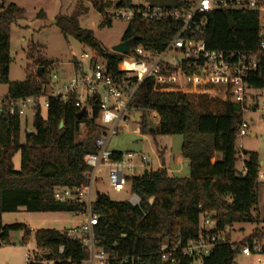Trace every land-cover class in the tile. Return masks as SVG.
Instances as JSON below:
<instances>
[{
	"label": "trees",
	"instance_id": "1",
	"mask_svg": "<svg viewBox=\"0 0 264 264\" xmlns=\"http://www.w3.org/2000/svg\"><path fill=\"white\" fill-rule=\"evenodd\" d=\"M100 14L115 4L113 0H88ZM120 4L131 6L130 0ZM165 6H182L178 0H167ZM23 8L14 3L0 7V84L7 85L6 96L16 99L44 95L50 80L53 60L43 56V46L29 43L26 50L25 78L9 81L11 57L10 26L22 16ZM79 13L60 16L57 26L63 35L71 34L88 48L94 57L105 60L108 70L114 71L120 54L105 50L93 32L82 29ZM204 23L186 34L203 40L208 49L240 50L255 53L256 69L245 78L250 89H264V52L257 53L259 27L256 14L235 8H218L205 15ZM110 21H101L109 25ZM181 21H143L127 23L121 40L136 36L137 44L151 50H161L180 29ZM72 63L77 67V60ZM42 70L38 75V68ZM152 78L145 79L129 103L138 113L140 131L149 132L152 117L158 116L157 129L152 134L182 136L181 156L188 161L189 176L170 175L164 167L148 170L146 175L127 177V190L140 197L138 206L128 201H114L106 194H97L92 211L97 215L94 233L100 246L113 253L110 264H120L119 258L140 257L138 264H165L160 248L182 246L200 231L202 215L211 217L210 232L223 230L235 223L259 221L257 211L258 171L260 160L255 151H246L243 159L245 172L236 169L243 153L237 147L242 117L234 109L227 95L214 88L195 94L161 92ZM91 117L81 116L71 101L48 96L45 117L39 106L34 107L32 131L20 139V117L0 114V245L9 243L14 231H22V242L30 235V228L19 222L3 224L2 214L24 208L29 212L67 211L76 207L58 202L53 197L55 188L80 184L87 170L83 156L95 152L94 136L76 140L80 123L97 126L94 119L97 105L93 100ZM256 109V104L253 110ZM60 123L62 126L59 127ZM20 153L19 169L13 156ZM116 155L120 152L114 151ZM153 201L149 204L148 199ZM264 237V227L252 230L240 241ZM37 249L42 253L28 264L45 260L53 264H84L88 253L78 241L68 239L64 230L38 228L33 231ZM62 251H59V247ZM238 244L219 243L211 253L195 260L175 255L180 264H236Z\"/></svg>",
	"mask_w": 264,
	"mask_h": 264
},
{
	"label": "built area",
	"instance_id": "2",
	"mask_svg": "<svg viewBox=\"0 0 264 264\" xmlns=\"http://www.w3.org/2000/svg\"><path fill=\"white\" fill-rule=\"evenodd\" d=\"M115 4L105 8L101 13L102 20H120L127 23L139 19L143 21H181L180 29L165 44L161 50H151L137 40L130 46L127 54H120L122 58L116 63L114 71L108 70L103 59L94 57L89 50L83 51L82 60L86 62L84 70H80L81 62L69 79L58 78L57 73L50 72L48 86L53 88L49 96L63 101H71L82 112L83 116L91 117L92 104L97 105L94 119L103 132L94 137L95 152L86 153L83 162L87 170L83 173V181L72 187L55 188L53 197L56 201L76 207L72 213L82 219L76 226L65 229L68 239L82 244L88 258L84 264H110L115 258L113 253L105 251L97 240L94 227L97 215L92 211L91 192L95 173L98 166L108 168V184L116 192L127 190V177L135 175L138 169L147 164L145 157H138L136 153L127 152L116 155L108 150L110 137L117 132L121 120L128 121L129 117H138V113L130 109L132 100L140 84L147 78H152L159 85L161 92H179L195 94L209 88H214L226 94L228 99L239 106L238 111H244L252 104L250 92L245 78L258 65L257 56L252 52L240 50L208 49L203 40L186 36L204 23L205 14L218 8H235L253 12L257 16L259 27V42L257 53L264 52V0H178L182 6H165L161 4H136L124 6L120 0H113ZM113 52V51H111ZM116 53V52H114ZM42 96V95H41ZM48 97V96H47ZM47 97L44 106H47ZM38 97L10 98L6 95L0 98V114L23 117L25 110L31 104H36ZM264 113V108L262 109ZM152 119L157 122L158 116ZM85 122L80 123L79 127ZM111 125V128H106ZM248 125L242 121L239 126V136L246 134ZM138 133L139 128L136 127ZM144 171V170H143ZM245 172V168H242ZM143 173V172H142ZM258 179L264 178L259 170ZM129 193L128 202L138 206L140 197ZM153 198L148 199L151 204ZM211 217L202 215L200 231L195 237L188 239L182 246L169 247L163 244L160 248L161 258L165 264H180L175 255L187 256L195 260L211 253L219 243L239 245V254L253 257L258 264H264V237H253L243 241H234L227 235L229 227L216 232ZM27 246V244H26ZM62 251V247H59ZM29 253L25 254V263L32 261ZM140 257L125 256L119 258L120 264H138Z\"/></svg>",
	"mask_w": 264,
	"mask_h": 264
},
{
	"label": "rangeland",
	"instance_id": "3",
	"mask_svg": "<svg viewBox=\"0 0 264 264\" xmlns=\"http://www.w3.org/2000/svg\"><path fill=\"white\" fill-rule=\"evenodd\" d=\"M14 3L23 8L22 16L15 19L10 26V46L9 54L11 62L9 65V81H22L25 78L26 50L29 43H38L43 46V56L53 60L54 64L50 68L51 73H57L59 80L69 79L74 71L72 60L75 58L81 62L80 70H84L86 62L82 60L83 51H88L71 34L63 35L56 22L60 16L70 17L74 13L77 16L78 24L82 29H89L100 45L107 51L121 41L126 30L127 22L112 20L109 25H101L102 16L97 12L90 1L86 0H0V7L8 3ZM132 5L136 4H165L167 0H130ZM7 85L0 84V98L7 93ZM53 88L47 86L44 95L39 96L36 104L39 105L40 113L45 117L46 107L44 101L52 92ZM252 104L244 111H239L242 121L246 122L248 129L245 135L237 139V147L241 151H255L260 162V171L264 174V89H253L250 92ZM256 104V109L253 110ZM132 110V109H131ZM34 109L31 104L25 110V115L20 118V139L23 141L25 132L32 131V118ZM152 117L153 114L150 113ZM155 125L153 119L152 121ZM120 129L113 134L108 141V150L120 153L132 152L139 157H145L147 164L142 169H138L135 175L142 174L144 169L155 170L157 167H164L170 175L176 177H188V161L183 164H176L177 153H181L182 136L179 134L163 135L160 133L135 132V128H140V118L129 117L128 121L121 120ZM111 128V125H106ZM103 132L99 126H89L82 124L76 136V140H82L90 136ZM236 163V169L241 172L243 153ZM13 165L19 169L20 153L13 156ZM131 174H129L130 176ZM91 192V199L94 200L97 194H106L114 201H128L129 193L126 191L116 192L108 184V168L98 166L95 173ZM257 211L259 221L255 223H235L229 227L227 235L231 240L239 241L243 236L249 234L254 229L264 227V178L258 179L256 188ZM82 218L67 211H38L29 212L19 209L16 212L2 214V223L10 224L14 222L24 223L34 230L38 228L66 229L76 226ZM26 242H22V231H14L9 236V243L0 245V264H25V254L29 253L31 258L42 253L37 249L33 239V231ZM27 244V246H26ZM236 264H258L253 257H244L238 254L235 258ZM41 264H53L52 261L43 259Z\"/></svg>",
	"mask_w": 264,
	"mask_h": 264
},
{
	"label": "water",
	"instance_id": "4",
	"mask_svg": "<svg viewBox=\"0 0 264 264\" xmlns=\"http://www.w3.org/2000/svg\"><path fill=\"white\" fill-rule=\"evenodd\" d=\"M136 40H138V38L136 36L130 37L128 39L121 40L117 44L113 45L110 50L113 51V52H116V53L127 54L130 51L131 44L133 42H135ZM41 70H42V68L39 67L38 70H37L38 71V75L40 74ZM233 107H234L235 110H237V111L239 110V106L234 105ZM81 116H82V112H79L77 114V118L80 119ZM61 126H62V123H60L59 127H61ZM156 129H157V126L153 122H150L149 132H154V131H156ZM243 153L245 154L246 151L244 150ZM147 173H148V170L144 169L143 175H146ZM0 235H1V232H0ZM46 257H47V254H43L42 255L43 259H45ZM33 264H41V262L36 261Z\"/></svg>",
	"mask_w": 264,
	"mask_h": 264
},
{
	"label": "crops",
	"instance_id": "5",
	"mask_svg": "<svg viewBox=\"0 0 264 264\" xmlns=\"http://www.w3.org/2000/svg\"><path fill=\"white\" fill-rule=\"evenodd\" d=\"M86 1H88V0H86ZM243 156L245 157V155H244V153H243ZM243 160V159H242ZM184 161H185V159L181 156V153H177L176 154V158H175V163L176 164H183L184 163ZM263 163H262V161L260 162V165H262ZM243 168V167H242ZM156 169H158V167L156 168ZM155 169V170H156ZM168 170V169H167ZM19 209H24V208H19ZM66 229H68V228H66ZM30 230L31 231H34V229L33 228H30ZM58 230V229H57ZM60 230H64V229H60ZM26 264V263H25Z\"/></svg>",
	"mask_w": 264,
	"mask_h": 264
}]
</instances>
